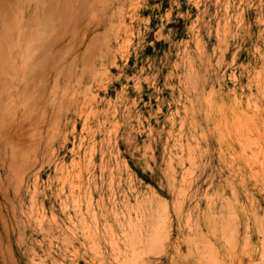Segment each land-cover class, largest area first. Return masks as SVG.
Instances as JSON below:
<instances>
[{"label":"rangeland","instance_id":"1","mask_svg":"<svg viewBox=\"0 0 264 264\" xmlns=\"http://www.w3.org/2000/svg\"><path fill=\"white\" fill-rule=\"evenodd\" d=\"M3 1L0 264H264V0Z\"/></svg>","mask_w":264,"mask_h":264},{"label":"bare ground","instance_id":"2","mask_svg":"<svg viewBox=\"0 0 264 264\" xmlns=\"http://www.w3.org/2000/svg\"><path fill=\"white\" fill-rule=\"evenodd\" d=\"M28 1V0H27ZM5 3L3 0H0V33L2 35V30L4 29V26H5V7H4ZM8 7V6H7ZM52 10V9H51ZM69 13V12H68ZM68 13H66V15H68ZM70 16V13L69 15ZM73 19V17H72ZM18 22V21H17ZM8 23V22H7ZM7 30V29H6ZM4 35V34H3ZM128 36V35H127ZM3 37V36H2ZM19 37V35H18ZM17 37V38H18ZM5 39V38H4ZM16 40V39H15ZM15 44V43H14ZM39 44V43H38ZM5 46V45H4ZM7 47V46H6ZM37 47V46H36ZM19 48V44L16 43L14 46H13V49H18ZM27 48V47H26ZM0 50H1V47H0ZM42 51V50H41ZM37 52H38V49H37ZM11 53H13V51L11 50ZM14 54V53H13ZM26 55V54H25ZM21 56V55H20ZM14 57V56H13ZM25 60H28V59H25ZM13 61V60H12ZM13 63V62H12ZM25 63V62H24ZM13 65V64H12ZM21 67V66H20ZM18 67V68H20ZM33 68L34 67H29L28 69V72L31 73L33 71ZM14 69V68H13ZM25 70V69H24ZM27 70V69H26ZM23 71V70H22ZM19 72V71H18ZM20 73V72H19ZM9 77V76H8ZM11 77V76H10ZM12 80V79H11ZM11 82V81H10ZM10 84V83H9ZM1 87V86H0ZM3 87V86H2ZM1 87V88H2ZM5 87V86H4ZM2 91V90H1ZM39 91V90H38ZM34 93V92H33ZM15 94V93H14ZM16 95V94H15ZM32 95V94H31ZM2 96V95H1ZM10 96V95H9ZM5 97V96H3ZM31 97V96H30ZM9 99V98H8ZM70 103V102H69ZM9 104V103H8ZM12 104V102H11ZM10 104V105H11ZM8 106V105H6ZM71 108V107H70ZM11 110V109H9ZM8 110V112H9ZM82 110V109H81ZM21 111V110H20ZM7 113V112H6ZM6 113H4L6 115ZM47 113V112H46ZM70 114V113H69ZM9 115V114H8ZM79 118V117H78ZM45 119V118H44ZM46 121V120H45ZM41 125H43L41 123ZM34 128H36V126H33ZM52 129V128H51ZM33 131H36L34 129H32ZM53 133V132H52ZM45 134V133H44ZM30 135V136H29ZM32 135V136H31ZM34 135V132H31V129H26L24 123H23V120H20L19 122L18 121H15L14 119L12 118H5V116H0V166L3 168V166H6L7 164L11 163L12 160H14V158H17L19 156V154L21 155L20 152L24 151L26 152V149L24 147L27 146V144L29 145V139L28 137H33ZM36 135V134H35ZM28 136V137H27ZM47 136V135H45ZM49 136V135H48ZM52 136V135H51ZM36 137V136H35ZM34 137V138H35ZM33 141V138H30V142ZM37 141V140H36ZM39 141V140H38ZM37 141V142H38ZM49 142V140H48ZM36 144V143H35ZM33 146V145H32ZM29 147V146H28ZM31 147V146H30ZM29 147V148H30ZM28 148V149H29ZM37 148V147H36ZM34 150V149H33ZM23 151V152H24ZM25 152H24V155H25ZM29 152V151H28ZM31 152V151H30ZM33 152V151H32ZM53 152V151H52ZM242 152V151H241ZM46 153V152H45ZM35 154V153H34ZM23 156V155H22ZM32 156V154H31ZM35 156V155H34ZM20 159V158H19ZM25 158H23L24 160ZM28 159V158H27ZM34 159V158H33ZM21 160V159H20ZM31 160V159H30ZM29 160V161H30ZM38 160V159H37ZM50 160V159H49ZM32 161V160H31ZM41 161V160H40ZM22 162V160L19 162V164ZM34 163V162H33ZM18 164V165H19ZM31 164V162H30ZM35 164V163H34ZM15 166V165H14ZM13 166V167H14ZM26 166V165H25ZM35 166V165H34ZM1 169V168H0ZM16 171V170H15ZM23 171V170H22ZM27 172V171H26ZM17 173V172H16ZM23 173V172H22ZM28 173V172H27ZM18 174V173H17ZM21 176V175H20ZM11 178L12 175H11ZM256 188V187H255ZM225 200V199H224ZM223 200V201H224ZM230 203V202H229ZM157 204V203H156ZM165 204V203H164ZM163 203H158L157 206H156V209L155 211L158 213L160 211H165V206H164ZM228 206V205H227ZM225 209V208H224ZM229 209V208H228ZM222 210V209H221ZM232 211V210H231ZM238 211V210H237ZM155 212V213H156ZM216 212V211H215ZM241 212V210H240ZM162 213V212H161ZM160 213V214H161ZM164 213V212H163ZM229 214V213H228ZM235 214V213H234ZM233 215V214H232ZM235 216V215H233ZM224 217V215L222 216ZM231 217V216H229ZM245 217V216H244ZM242 218V217H241ZM240 218V219H241ZM230 219V218H229ZM232 219V218H231ZM228 220V219H226ZM160 221V220H159ZM234 221V219H233ZM217 222V221H216ZM228 222H230L228 220ZM248 222V221H247ZM234 223V222H233ZM239 223V221H238ZM164 224V223H163ZM173 224V222H172ZM227 224V223H226ZM229 224V223H228ZM220 225V224H219ZM233 225V224H232ZM239 225V224H238ZM243 225V223H242ZM213 226V225H212ZM223 226V225H222ZM228 226V225H227ZM231 226V224H230ZM237 226V225H236ZM225 227V225H224ZM249 226H247L248 228ZM252 227V226H251ZM223 228V227H222ZM225 229V228H224ZM162 230V229H161ZM215 230V229H214ZM223 230V229H222ZM221 230V231H222ZM238 231V230H237ZM248 231H249V228H248ZM254 231V230H253ZM213 232V231H212ZM236 232V231H235ZM210 234V233H209ZM154 235V234H153ZM235 235V234H234ZM203 236V235H202ZM257 236V235H256ZM213 238V237H212ZM226 239V238H225ZM234 239V238H233ZM245 239V238H244ZM249 239V238H248ZM247 239V240H248ZM161 240V239H160ZM221 240V239H219ZM162 241V240H161ZM236 241V240H235ZM199 242V241H198ZM227 242V241H226ZM216 244V242H214ZM211 244V243H210ZM236 244V243H235ZM247 244V243H246ZM213 245V244H212ZM222 245V244H221ZM163 246V245H162ZM247 246V245H246ZM155 247V246H153ZM177 248V247H176ZM212 248V247H211ZM225 248V247H224ZM235 248V247H234ZM233 248V249H234ZM168 249V248H167ZM214 250V249H213ZM220 250V249H219ZM222 251V250H221ZM225 251V250H224ZM158 252V251H157ZM211 252V251H210ZM212 253V252H211ZM145 254V253H144ZM159 254V253H158ZM214 254V253H213ZM221 254V253H220ZM140 256V255H139ZM195 256V255H194ZM201 258V257H200ZM209 259V258H208ZM216 259V258H215ZM218 262V261H217ZM216 262V264H217Z\"/></svg>","mask_w":264,"mask_h":264}]
</instances>
